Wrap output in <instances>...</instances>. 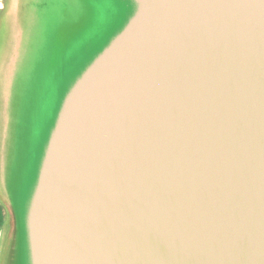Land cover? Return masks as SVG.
I'll return each mask as SVG.
<instances>
[{"label": "water", "instance_id": "1", "mask_svg": "<svg viewBox=\"0 0 264 264\" xmlns=\"http://www.w3.org/2000/svg\"><path fill=\"white\" fill-rule=\"evenodd\" d=\"M63 94L30 264H264V0H121Z\"/></svg>", "mask_w": 264, "mask_h": 264}, {"label": "rangeland", "instance_id": "2", "mask_svg": "<svg viewBox=\"0 0 264 264\" xmlns=\"http://www.w3.org/2000/svg\"><path fill=\"white\" fill-rule=\"evenodd\" d=\"M61 2L37 11L25 38L0 17V264H30L27 206L60 100L132 12L121 0Z\"/></svg>", "mask_w": 264, "mask_h": 264}, {"label": "flooded vegetation", "instance_id": "3", "mask_svg": "<svg viewBox=\"0 0 264 264\" xmlns=\"http://www.w3.org/2000/svg\"><path fill=\"white\" fill-rule=\"evenodd\" d=\"M52 0H0V17L6 15L10 20L11 31L17 38H25L28 33V24L36 18L37 11H46ZM63 2V0H62ZM61 2V3H62ZM28 21V23H26ZM15 217L10 222L12 236H17ZM16 238V237H15ZM14 238V239H15ZM14 242V240H13Z\"/></svg>", "mask_w": 264, "mask_h": 264}, {"label": "trees", "instance_id": "4", "mask_svg": "<svg viewBox=\"0 0 264 264\" xmlns=\"http://www.w3.org/2000/svg\"><path fill=\"white\" fill-rule=\"evenodd\" d=\"M3 225H4V216H3L2 208L0 206V232H1Z\"/></svg>", "mask_w": 264, "mask_h": 264}]
</instances>
